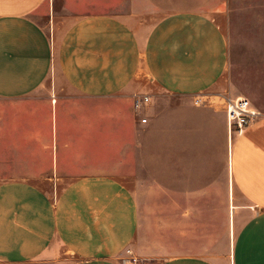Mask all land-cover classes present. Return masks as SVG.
<instances>
[{"label": "crops", "instance_id": "1", "mask_svg": "<svg viewBox=\"0 0 264 264\" xmlns=\"http://www.w3.org/2000/svg\"><path fill=\"white\" fill-rule=\"evenodd\" d=\"M210 5L0 0V264H129L140 210L123 177L136 161H163L178 236L214 213L228 230L213 256L156 264H264V101L246 96L260 114L241 134L194 103L227 89L228 41ZM157 92L179 100L163 105ZM140 94L155 100L141 115Z\"/></svg>", "mask_w": 264, "mask_h": 264}, {"label": "rangeland", "instance_id": "2", "mask_svg": "<svg viewBox=\"0 0 264 264\" xmlns=\"http://www.w3.org/2000/svg\"><path fill=\"white\" fill-rule=\"evenodd\" d=\"M211 1L212 5L203 8L221 11L216 16L228 41L229 65L222 78L227 89L219 93H206L198 105L214 108L225 114L218 94L231 97L242 95L264 101V0H216L222 1V6L216 7L213 4L215 0ZM157 94L163 105L179 100L163 92ZM154 101L151 99L148 105H153ZM218 160L213 163L216 169L215 188L220 190L229 186V175L227 161ZM162 163L163 161H136L134 172L123 177L124 183L131 188L138 200L140 224L134 245L123 251L122 260L132 264L130 258L136 257V264H156L165 257L181 252L212 256L217 254L224 248L220 245L228 234L224 216L214 213L209 218L207 215V221L200 222L203 228L189 230L184 237L178 236L175 198L162 197ZM241 201L240 197L234 198V203ZM215 202L218 206L220 199L217 198ZM242 218V215L234 214L233 235ZM230 232L229 230V239Z\"/></svg>", "mask_w": 264, "mask_h": 264}, {"label": "built area", "instance_id": "3", "mask_svg": "<svg viewBox=\"0 0 264 264\" xmlns=\"http://www.w3.org/2000/svg\"><path fill=\"white\" fill-rule=\"evenodd\" d=\"M217 97L221 99L229 129L237 134H241L244 129L250 124V122L260 114V111L254 108L251 101L245 96L239 95L231 97L225 95H217ZM150 102L151 97L147 94L135 95L132 103L133 109L141 115L142 111ZM201 102L202 97H197L195 99L196 104H199ZM140 120L144 123L147 121V117L142 116ZM129 261L132 264H136L137 258L131 257Z\"/></svg>", "mask_w": 264, "mask_h": 264}]
</instances>
